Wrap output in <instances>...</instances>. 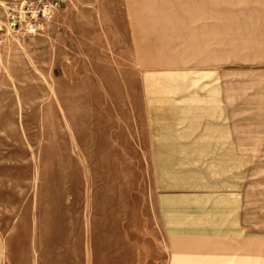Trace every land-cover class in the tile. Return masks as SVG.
<instances>
[{"label": "rangeland", "instance_id": "obj_1", "mask_svg": "<svg viewBox=\"0 0 264 264\" xmlns=\"http://www.w3.org/2000/svg\"><path fill=\"white\" fill-rule=\"evenodd\" d=\"M0 39V264H264V0Z\"/></svg>", "mask_w": 264, "mask_h": 264}, {"label": "built area", "instance_id": "obj_2", "mask_svg": "<svg viewBox=\"0 0 264 264\" xmlns=\"http://www.w3.org/2000/svg\"><path fill=\"white\" fill-rule=\"evenodd\" d=\"M67 2L68 0H0V10L6 20L5 24L0 25V38L12 33L41 34Z\"/></svg>", "mask_w": 264, "mask_h": 264}]
</instances>
